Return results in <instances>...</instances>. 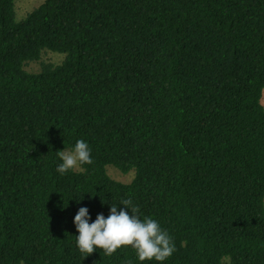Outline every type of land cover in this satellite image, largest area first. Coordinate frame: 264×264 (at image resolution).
<instances>
[{"label":"trees","instance_id":"1","mask_svg":"<svg viewBox=\"0 0 264 264\" xmlns=\"http://www.w3.org/2000/svg\"><path fill=\"white\" fill-rule=\"evenodd\" d=\"M14 3L0 0V264H137L130 246H75L78 208L91 222L122 199L173 238L163 264H264V0H44L21 20ZM77 139L93 162L61 176Z\"/></svg>","mask_w":264,"mask_h":264},{"label":"clouds","instance_id":"2","mask_svg":"<svg viewBox=\"0 0 264 264\" xmlns=\"http://www.w3.org/2000/svg\"><path fill=\"white\" fill-rule=\"evenodd\" d=\"M58 157L60 162L56 165V172L61 176L93 162L91 148L82 139H77L70 148L58 151ZM137 212L138 206L131 199H122L118 205H109L106 217L98 213L89 222L87 207H79L73 217L78 233L75 236L77 250L85 258L97 249L108 256L122 246H130L135 252L137 264L153 260L157 264H163L175 252L173 238L162 229L157 220L149 216L141 219Z\"/></svg>","mask_w":264,"mask_h":264},{"label":"rangeland","instance_id":"3","mask_svg":"<svg viewBox=\"0 0 264 264\" xmlns=\"http://www.w3.org/2000/svg\"><path fill=\"white\" fill-rule=\"evenodd\" d=\"M44 0H15L14 9L17 20L23 19L31 10L36 8ZM63 56L54 52H44L41 56V61L46 63H59L62 60ZM29 69L35 70L38 68V63H31L28 66ZM261 103L264 106V91L262 92ZM107 174L114 180L120 182H129L133 178V172L121 173L113 167H107Z\"/></svg>","mask_w":264,"mask_h":264}]
</instances>
